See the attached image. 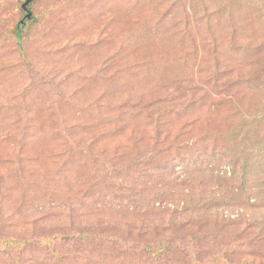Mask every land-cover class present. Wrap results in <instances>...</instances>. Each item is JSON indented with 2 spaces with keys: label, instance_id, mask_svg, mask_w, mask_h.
<instances>
[{
  "label": "rangeland",
  "instance_id": "1",
  "mask_svg": "<svg viewBox=\"0 0 264 264\" xmlns=\"http://www.w3.org/2000/svg\"><path fill=\"white\" fill-rule=\"evenodd\" d=\"M0 0V264H264V0Z\"/></svg>",
  "mask_w": 264,
  "mask_h": 264
},
{
  "label": "water",
  "instance_id": "2",
  "mask_svg": "<svg viewBox=\"0 0 264 264\" xmlns=\"http://www.w3.org/2000/svg\"><path fill=\"white\" fill-rule=\"evenodd\" d=\"M23 4H22V10L26 13L24 18L20 21L19 23V27L24 26L27 20H31L33 18V13L31 12V10L29 9L31 3L34 0H23Z\"/></svg>",
  "mask_w": 264,
  "mask_h": 264
}]
</instances>
